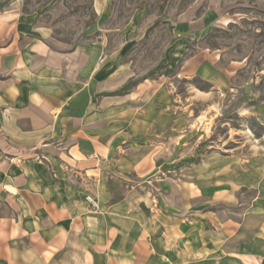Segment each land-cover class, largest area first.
Wrapping results in <instances>:
<instances>
[{
	"label": "crops",
	"instance_id": "1",
	"mask_svg": "<svg viewBox=\"0 0 264 264\" xmlns=\"http://www.w3.org/2000/svg\"><path fill=\"white\" fill-rule=\"evenodd\" d=\"M8 16L0 15V264H263L257 250L202 251L201 227L180 218L186 191L156 178L168 162L169 137L158 140L171 124L168 96L156 102L140 86L122 93L128 76L74 69ZM143 178L164 190L137 187Z\"/></svg>",
	"mask_w": 264,
	"mask_h": 264
},
{
	"label": "rangeland",
	"instance_id": "2",
	"mask_svg": "<svg viewBox=\"0 0 264 264\" xmlns=\"http://www.w3.org/2000/svg\"><path fill=\"white\" fill-rule=\"evenodd\" d=\"M1 14L74 69L128 76L122 93L168 96L156 178L186 191L202 251L264 257V0H0ZM156 178L136 186L164 190Z\"/></svg>",
	"mask_w": 264,
	"mask_h": 264
}]
</instances>
